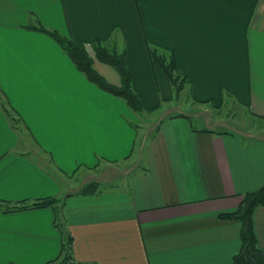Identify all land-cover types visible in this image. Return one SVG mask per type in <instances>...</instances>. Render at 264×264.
<instances>
[{
    "label": "crops",
    "instance_id": "crops-1",
    "mask_svg": "<svg viewBox=\"0 0 264 264\" xmlns=\"http://www.w3.org/2000/svg\"><path fill=\"white\" fill-rule=\"evenodd\" d=\"M33 18L85 44L94 68L114 84L117 71L91 45L122 44L145 110L172 92L150 45L173 50L193 99L230 95L264 116V0H0V90L24 123L18 132L0 104V199L61 196L74 191L63 188V176L129 160L135 151V112L88 80L53 38L27 28ZM175 114L139 146L123 182L65 199L76 261L233 264L240 224L218 214L264 184V140L195 127L187 112ZM36 145L50 154L52 172ZM252 218L264 251V204ZM61 238L50 207L0 209V264H44L59 254Z\"/></svg>",
    "mask_w": 264,
    "mask_h": 264
},
{
    "label": "trees",
    "instance_id": "trees-1",
    "mask_svg": "<svg viewBox=\"0 0 264 264\" xmlns=\"http://www.w3.org/2000/svg\"><path fill=\"white\" fill-rule=\"evenodd\" d=\"M26 27L44 32L51 38H53L69 55L76 67L86 76L88 80L95 83L100 88L122 98L127 103V105L139 116L142 115L145 111L149 112L152 110L144 109L139 96L133 89L131 82V73L126 63V49L119 42L113 41L110 44H106L100 39H97L91 45L94 57L104 63L111 65L117 71L120 78V83L114 84L109 82L100 72H98L94 68L93 56L88 52L85 44L75 41L69 36L61 34L55 28L44 25L38 18H33L28 24H26ZM147 53L150 60L163 71L171 89L174 91L175 97H177L179 95L180 90L183 88V85L187 83V79L176 69L175 54L173 50L164 51L158 49L155 46L147 45ZM225 96L229 97L230 95ZM235 100L238 101L237 99ZM195 101L213 102V100L210 99H195ZM0 104L11 123V126H13V128H15L18 132H21V128L24 127V123L22 122L19 115L9 105L1 90ZM177 114H169L168 116H173ZM251 114L256 120L264 119V116H260L253 113ZM131 124L134 126L135 129L137 128L136 123ZM157 128L158 125L154 128L149 139L152 138ZM218 132L223 131L220 130ZM226 132L231 131L227 130ZM37 147L40 154H47L45 158L39 157L40 162L43 164L47 172H52L51 164L53 163V161L51 159L50 154L48 153V151H46L39 145ZM69 175L71 176L72 173ZM100 191L101 183L98 180H88L81 183L76 190L71 192H65L61 196L46 195L34 198H24L14 201L0 199V209L4 212H9L31 208L50 207L54 213V224L61 233L62 241L59 254L56 257L46 261L44 264H94L92 262L76 261L73 258L71 247L72 236L67 231V228L64 223L63 208L65 199L70 195L95 194ZM263 204L264 184H262L259 188L255 190L243 193L242 199L235 209L221 212L218 214L220 218L234 219L237 220L240 224L239 239L241 245L239 251L233 255V264H264V251L257 246L252 218L253 209L257 205Z\"/></svg>",
    "mask_w": 264,
    "mask_h": 264
},
{
    "label": "rangeland",
    "instance_id": "rangeland-1",
    "mask_svg": "<svg viewBox=\"0 0 264 264\" xmlns=\"http://www.w3.org/2000/svg\"><path fill=\"white\" fill-rule=\"evenodd\" d=\"M178 111H185L190 114L191 122L195 127L209 126L216 130L227 129L236 132L249 141L264 140V119H259L261 121L256 120L244 104L228 96L213 102L195 101L190 95L189 84L185 83L177 97H175L172 90L170 97L164 99L159 108H153L149 112L145 111L140 116L135 113L138 120L132 117V120L137 124V139L131 159L110 164H100L89 173L86 170H79L74 176H63L61 185L65 190H76L82 182L89 178L98 180L101 183V188L102 186H109L111 183L120 184L124 181L126 175L136 168V163L134 162L136 161L135 157L138 154L139 146L141 145L142 149L145 148L151 133L160 119ZM23 132H25L24 129ZM27 139L29 140L28 137ZM32 148L33 151L35 150L36 156L41 157L42 154L36 150V147L31 146Z\"/></svg>",
    "mask_w": 264,
    "mask_h": 264
}]
</instances>
